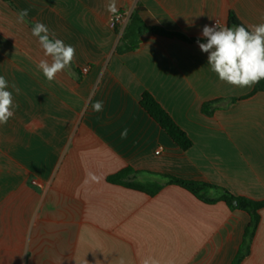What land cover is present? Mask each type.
I'll return each instance as SVG.
<instances>
[{
	"label": "crops",
	"instance_id": "crops-1",
	"mask_svg": "<svg viewBox=\"0 0 264 264\" xmlns=\"http://www.w3.org/2000/svg\"><path fill=\"white\" fill-rule=\"evenodd\" d=\"M0 0V76L14 116L0 125V264H232L250 217L205 204L154 174L223 187L264 200V91L229 85L198 43L147 34L118 54L110 0ZM146 25L201 35L205 25L264 23V0H116ZM28 9L25 23L17 21ZM34 22L75 48L70 69L48 81ZM90 67L85 73L84 68ZM75 73V77L69 75ZM15 84L19 91L11 88ZM150 93L193 141L187 152L142 108ZM103 102L96 112L92 105ZM216 103L212 115L203 106ZM128 130L121 139V132ZM164 185L150 196L109 182ZM89 172L102 176L85 183ZM242 264H264V209Z\"/></svg>",
	"mask_w": 264,
	"mask_h": 264
},
{
	"label": "clouds",
	"instance_id": "clouds-1",
	"mask_svg": "<svg viewBox=\"0 0 264 264\" xmlns=\"http://www.w3.org/2000/svg\"><path fill=\"white\" fill-rule=\"evenodd\" d=\"M110 13H117L116 0H110L107 6ZM29 15L28 9H21L17 16L19 23H25ZM32 35L38 39L45 57L41 59L37 67L48 81L56 79L57 75L65 69H70L75 59V48L65 44L63 40L56 38L54 32L41 23L34 22ZM201 35L206 42L197 41L200 50L208 53L207 65L215 73L219 80L234 87L250 88L264 80V23L257 25L224 26L217 22L215 26L205 25ZM69 75L75 77V73L69 71ZM15 91H19L15 84L11 85ZM9 82L4 76H0V125H6L14 116L13 93L9 91ZM92 108L96 112L103 110V102L96 101ZM128 130L121 132V139L127 137ZM102 176L89 172L85 183L100 182ZM119 264H126L124 258ZM142 264H160L154 257H146Z\"/></svg>",
	"mask_w": 264,
	"mask_h": 264
},
{
	"label": "trees",
	"instance_id": "trees-1",
	"mask_svg": "<svg viewBox=\"0 0 264 264\" xmlns=\"http://www.w3.org/2000/svg\"><path fill=\"white\" fill-rule=\"evenodd\" d=\"M10 2L9 0H3ZM242 25L234 13L230 14L229 26ZM117 34L121 33L119 26L114 27ZM147 34L155 36H162L167 38H178L180 40L197 43L206 42L202 39H190L181 34L168 32L157 27H150L146 25L141 17V10L136 9L130 17V20L121 33L119 45L117 46L118 54H127L137 51L143 41V37ZM264 91V80H261L254 92ZM216 103H209L203 106V112L207 115H212ZM142 108L150 115V117L157 122V124L167 133L173 142L184 152L189 151L193 147V141L186 132L175 122L171 115L162 107V105L155 99L153 95L146 92L141 98ZM131 170H125L116 176L109 179L110 183L124 186L129 189L137 190L146 193L150 196H155L161 192L164 185L156 182H141L137 179H131ZM158 178L165 180L167 185L180 187L198 200L205 204L213 205L218 202H224L232 211H243L250 217V223L247 226L243 243L238 251L232 264H242L245 258L250 254L252 241L257 233L261 216L260 211L264 209V200H253L244 196H237L227 189L209 184L206 182L185 180L172 175L154 174Z\"/></svg>",
	"mask_w": 264,
	"mask_h": 264
},
{
	"label": "built area",
	"instance_id": "built-area-1",
	"mask_svg": "<svg viewBox=\"0 0 264 264\" xmlns=\"http://www.w3.org/2000/svg\"><path fill=\"white\" fill-rule=\"evenodd\" d=\"M130 17H131V13L127 11H120L115 15H113L111 19L112 26L113 27L119 26V28H122V32H123L130 20ZM85 71L87 72V70Z\"/></svg>",
	"mask_w": 264,
	"mask_h": 264
},
{
	"label": "rangeland",
	"instance_id": "rangeland-1",
	"mask_svg": "<svg viewBox=\"0 0 264 264\" xmlns=\"http://www.w3.org/2000/svg\"><path fill=\"white\" fill-rule=\"evenodd\" d=\"M113 17V16H112ZM112 17H111V19H112ZM110 24H111V26H112V23H111V20H110ZM113 27V26H112ZM114 28V27H113ZM120 31H121V33H122V28H120ZM121 33H119V34H117V36L119 37V38H121ZM85 70H87V72L90 70V67H85L84 68V72L85 73H87Z\"/></svg>",
	"mask_w": 264,
	"mask_h": 264
}]
</instances>
